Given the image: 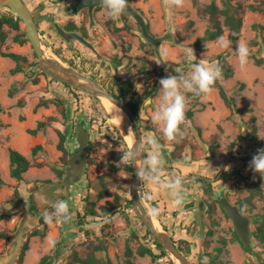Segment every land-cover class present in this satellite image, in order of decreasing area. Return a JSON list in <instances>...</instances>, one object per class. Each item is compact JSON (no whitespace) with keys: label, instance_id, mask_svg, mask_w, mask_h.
Wrapping results in <instances>:
<instances>
[{"label":"rangeland","instance_id":"374dc122","mask_svg":"<svg viewBox=\"0 0 264 264\" xmlns=\"http://www.w3.org/2000/svg\"><path fill=\"white\" fill-rule=\"evenodd\" d=\"M24 1L39 27L46 57L92 76L115 93L121 92L119 86L123 91L149 92L137 105L136 116L140 119L142 135L140 152L145 153L143 142L146 136L155 134L159 138L165 161L161 175L171 178L172 171L169 169L172 168L177 176H182L176 168L184 165L208 167L211 186L208 183L194 185L195 195L205 202L203 235L199 236L196 222L188 234L189 240L175 239L190 262L264 264V179L259 173L244 167L248 161L236 167L244 161L242 155L257 146H264V140L259 138V135L264 138V11L248 7L251 3L259 4L264 0H184V5L179 8L166 7L163 0H129L142 13L153 34L172 33V37L162 41L160 46L167 66L157 59L153 45L143 39L137 21L130 14L124 13L119 20H111L99 6L94 13L95 21L90 26L84 10L71 18L70 0ZM211 1L219 8H223L227 1L237 5L242 12L238 36L233 39V32L228 27L221 35L231 41L227 48L217 46L218 37L194 44L210 27L209 16L203 8ZM1 9L9 10L6 7ZM69 19L77 23L83 20L82 25L88 28L87 39L93 42L97 52L78 40L71 44L62 41L54 22L65 24ZM20 27L24 30L22 22ZM4 29L7 38L1 50L22 54L28 63L22 64L21 71L13 72L16 61L0 54V173L5 181L0 188V211L4 214L0 219V231L11 235L10 241L0 238V264H18L20 247L29 232L35 227H44L40 222L43 214L30 227L24 224L29 220L24 216L26 206L23 197L39 183L56 181L64 176L62 167L68 160V148L76 142L75 133L81 119L85 120L91 134L89 161L82 179L73 186L71 219L53 223H46L43 219L47 225L45 236L43 239L38 235L29 236V248L20 264H39L44 254H54L62 246L65 250L55 257L53 264H67L71 251L76 250L85 256L88 246L95 244L105 248L97 250L95 255L101 259L108 257L113 263L125 259V249L129 246L136 264H182L167 250L166 256L155 260L148 254L142 256L137 253L139 245L152 247L157 254L160 251L133 208V171H129L126 164L117 167L129 145L116 138L114 123L101 98L81 88L66 86L43 71L38 66L30 41L15 40L16 32L7 26ZM239 41L246 42L249 49L247 63L243 66L235 51ZM193 63L218 64L221 75L217 85H212L210 93L201 96L185 93L186 110L184 122L180 125L181 134L176 141L168 142L151 121L152 111L158 103L159 80L176 75L175 68L181 70L179 74H185L191 70ZM227 68L232 69L229 76L225 72ZM28 71L31 73L29 76ZM220 89L230 100L229 103L224 100ZM57 100L67 103L69 110L66 116L58 110ZM256 113L260 123L259 129L257 127L254 131L251 128L257 124ZM48 117L52 119L47 120ZM38 120H47V125L36 134H30L28 129L34 128ZM243 126L247 134L242 137ZM59 131L66 134V152L57 148ZM248 143L254 147H248ZM35 144L42 146L33 155L31 148ZM213 145L216 147L211 151ZM10 147L40 165L30 167L21 180L12 177L9 171ZM209 152L211 155H208ZM138 163H141L140 157ZM221 169L222 172H219ZM59 170L63 171L61 175ZM184 185L192 186L190 182ZM225 186L233 187L229 192L230 200L238 202L251 217L252 241L248 247L242 244L231 218L216 197ZM15 190L18 194L13 198ZM143 191L151 193L148 182H139L138 193L141 204L151 216V208H157V205L151 203L155 202L154 198L143 199ZM60 200L64 201L58 198L53 204ZM53 204L46 212L53 210ZM87 207H93L97 215L83 216Z\"/></svg>","mask_w":264,"mask_h":264},{"label":"water","instance_id":"95a60500","mask_svg":"<svg viewBox=\"0 0 264 264\" xmlns=\"http://www.w3.org/2000/svg\"><path fill=\"white\" fill-rule=\"evenodd\" d=\"M99 2L100 0H71L69 2L70 12L76 16L80 9L86 7L88 9L90 20L91 22H93V9L94 7L100 5ZM0 6L8 8L11 12H13L21 19L26 37L30 41V44L37 57L38 66L43 71L61 80L64 83L75 86L77 88H81L93 95H96L98 97H106L111 102L120 107L127 114L131 128L136 133L133 150H135V148L139 144L140 151L142 145L141 127L136 114L132 110L131 106L126 102V100L124 98L118 97L108 89L104 88L100 83H98L91 77L46 57L42 49V43L37 23L33 17L31 10L29 9L24 0H0ZM126 12H128L137 21L143 39L153 45L154 53L156 54L157 59L162 64L167 66V63L162 57L160 46L162 41L172 37V33L168 31L167 33L161 35L153 34L149 30L147 22L142 13L129 1ZM54 27L57 33L65 42L71 43L73 39H77L82 43L94 48V45L90 41H88L79 31L67 30L65 27L61 26L57 22H54ZM27 75H31L30 71L27 72ZM124 130L126 133H128V128L126 126ZM246 134V127L243 126L242 137L246 136ZM75 135V141L79 144V147L77 148V151H74L71 147L68 148V163L62 167L63 170L66 172L67 179L63 178L57 181H43L39 183L37 187L28 191L24 195L23 200L26 206L24 216L25 218H27V220H29V223H27L28 221H25L24 224H27L28 227H30L32 223L36 222L37 219L42 214H44V212H46L49 206L52 205L58 198L64 199V201L69 206V213L71 212L73 186L75 184H78L83 177L85 161L87 158L86 150L91 138V134L86 126V122L84 119H81L78 122ZM132 143L129 145V147L132 145ZM79 152H81V159L77 163H73L72 161ZM138 160L139 156L136 160L137 166L139 165ZM169 170H171L175 174L172 168H170ZM132 171L133 177L131 183V200L136 214L145 223V225L149 228L153 236L159 241V243H161L165 250H167L174 257L180 260L182 264H192L187 258V256H185L182 251L178 248L172 236H170L165 229L158 228L154 225L152 217L147 213V211L144 209L143 205L139 200L138 189L140 181L135 175L134 163L132 166ZM191 177H199L212 180L209 177L199 174L191 175ZM231 190H233L232 186H225L218 191L216 197L220 200L223 210L231 218L234 225V229L243 245L249 246L251 242L250 217L240 210L238 203H232L229 200L227 192ZM204 206V201L200 198H197L196 205L194 207V214L198 222V230L200 237L203 235L204 228ZM53 258L55 259V256Z\"/></svg>","mask_w":264,"mask_h":264},{"label":"clouds","instance_id":"9594fccd","mask_svg":"<svg viewBox=\"0 0 264 264\" xmlns=\"http://www.w3.org/2000/svg\"><path fill=\"white\" fill-rule=\"evenodd\" d=\"M106 14L111 20H119L127 11L128 0H100L99 2ZM166 7H182L184 0H163ZM231 41L225 36L217 38V46L220 48L229 47ZM236 54L239 63L243 66L247 63L249 49L244 41H239L236 45ZM176 75H168L159 80L158 103L152 111L151 121L157 125L158 130L162 133V137L168 141H176L177 136L181 134L180 125L185 119L186 110V92H190L195 96L208 94L212 90V85L221 75V68L218 64L193 63L191 70L185 74H179V68L174 69ZM128 133L133 136L132 145L126 149L121 155L117 167L124 164L135 165V175L140 182H148L158 186L163 190L176 206L184 203L185 193L183 189V179L180 176L172 174L171 178L164 180L161 173L164 171L165 163L159 138L155 134H149L144 139L146 146L145 153L139 151V144L133 150L136 133L130 127ZM138 156L141 163L137 166L136 160ZM249 169L253 173H259L264 179V148L258 149L249 162ZM227 170V167L226 169ZM143 199L152 200L153 196L149 192L143 193ZM51 212H44L43 219L46 223L64 222L71 219L68 204L60 200L53 204ZM150 214L155 217L159 214V210L155 207L151 208Z\"/></svg>","mask_w":264,"mask_h":264},{"label":"trees","instance_id":"16d2710c","mask_svg":"<svg viewBox=\"0 0 264 264\" xmlns=\"http://www.w3.org/2000/svg\"><path fill=\"white\" fill-rule=\"evenodd\" d=\"M249 9L251 10H259V11H264V1H260L259 4L251 3L248 5ZM3 6H0V54L3 56H8L11 57L13 60L16 61V66L14 69H12L13 72L21 71L22 70V64L23 63H28L27 58L19 53L13 52V51H2V46L7 38V31L4 29V26L9 27L10 29H13L16 32L15 35V40L23 41L24 39H28L26 37L25 31L21 29L20 27V22L21 19L15 15L13 12L10 10H2ZM204 13H207L209 16V21H210V27H208L205 31V33L198 37L197 40L194 42L195 45L199 44L202 41L206 40H213L216 39L217 37L221 36L224 28L228 27L230 30H232V38L234 39L235 37L238 36L240 32V27L242 24V12L240 11L239 7L237 5H232L229 2H225V6L223 8H219L214 1H211L208 5H206L203 8ZM125 14H128L125 12ZM35 19V17H34ZM36 21V20H35ZM37 23V22H36ZM80 28V25L74 22H69L68 25L66 26V29H73L77 30ZM33 64V63H32ZM226 75L229 76L232 74V69H226L225 70ZM66 86L71 87V85L65 83ZM213 85H217V80ZM121 90L120 93L116 94L120 97H123L126 99V101L130 104L132 110L134 113L137 115L138 107L137 105L141 102L142 98L145 97L147 94H149L148 91L138 93L137 91L133 90H126L123 91V88L120 86L119 88ZM220 93L223 96L224 100L229 103L230 100L226 97V94L222 89H220ZM57 107L58 110L64 115H67L68 105L64 100H57ZM0 110H1V105H0ZM51 120L52 117H48L47 120ZM138 121L140 122L139 117L137 116ZM47 120H38L37 124L34 128H29L28 132L30 134H36L37 131L40 129L44 128L47 125ZM113 130L116 133V138L121 140V141H126L124 136L121 134L119 128L113 124ZM255 130V127L253 128ZM59 135V141L57 143V148L63 152H66V147H65V141H66V134L63 131L58 132ZM127 143V142H126ZM41 144H35L31 148V153L33 155L36 154L38 149L41 148ZM213 147L215 148L216 146L213 145L210 147V150H213ZM165 151V150H164ZM208 155H211V152L208 153ZM207 155V158H209ZM9 171L10 175L18 180H21L23 178V173L27 171L30 167L32 166H39L40 163L38 161H31L25 154L20 152L19 150L10 147L9 148ZM126 168L129 171H132V165L131 164H126ZM63 171L59 170L58 174L61 175ZM194 181H199L202 183L207 182L209 186H211V182L208 179L205 178H194ZM5 184V181L1 177L0 173V188ZM17 190L13 192V198L17 196ZM131 202V201H129ZM154 206H156V203L154 201L151 202ZM85 215H91V216H96L97 212L94 210L93 207H87L83 216ZM4 216L2 211H0V219ZM40 222L44 224L43 228H38L35 227L33 228L30 232L29 235L25 238L23 241V244L20 247L19 254H18V259L17 263L20 264L23 262V258L25 255V251L29 248V236H35L38 235L40 236L41 239L46 234L47 231V225L43 221V216L40 219ZM146 233L150 236V238L153 240L154 245L159 249V253H155L152 247H148L145 245H139L137 248V253L139 255H145L148 254L152 257L153 260H155L158 257H164L168 254V252L164 249V247L159 243V241L153 236L151 231L149 230L148 227H146ZM0 238L5 239L6 241H10L11 235L7 234L5 231H0ZM88 250L86 252L85 256H82L78 253V251L73 250L69 253L68 255V261L67 264H136V262L132 259L133 257V250L131 247L127 246L125 249V259L122 262H115L113 263L110 258L106 259H101L100 257L95 255V252L97 250H104L105 248L102 245L95 244L92 246H88ZM6 249V246L4 247ZM3 249V250H4ZM64 247H60L59 250L56 249L54 254H44L40 260L39 264H53L54 262V256L57 257L58 254L61 252H64Z\"/></svg>","mask_w":264,"mask_h":264},{"label":"crops","instance_id":"0c3cea01","mask_svg":"<svg viewBox=\"0 0 264 264\" xmlns=\"http://www.w3.org/2000/svg\"><path fill=\"white\" fill-rule=\"evenodd\" d=\"M256 123L258 124L256 125L259 129V123H260L259 115L257 116ZM256 148L253 149L252 152L256 151ZM245 155L247 156H243V157L248 158V160L251 161L248 153H245ZM245 161L246 160H244L240 165L239 164L236 165V167H241ZM231 165H233V163ZM244 167H248V166L246 165ZM176 169L183 176V178H185L184 177L185 175H188L189 173L192 172L201 173L203 175L209 174V172H207L208 167H198V166L193 167V165L191 166L184 165V167H177ZM161 177L164 180L170 178L168 175H161ZM183 180L186 181L187 179L185 178ZM148 187L151 189V194L155 200V203L157 204V209L161 212L159 214L160 216H156V218L161 224V228L165 229L169 233V235H171L174 239L181 238V239L189 240L188 234L192 230V227L194 226L193 212L189 205L196 196L195 186L194 185L190 187H187V185L183 186L185 199H184V203L180 206H176L172 202V199L163 190L159 189L158 186L148 183Z\"/></svg>","mask_w":264,"mask_h":264},{"label":"flooded vegetation","instance_id":"af4514ba","mask_svg":"<svg viewBox=\"0 0 264 264\" xmlns=\"http://www.w3.org/2000/svg\"><path fill=\"white\" fill-rule=\"evenodd\" d=\"M71 1V0H70ZM69 1V2H70ZM129 1V0H128ZM99 6H102L101 4L100 5H98V6H96V7H94V9H93V22H91V20H90V16H89V13H88V9L85 7V8H82V9H80L79 11H78V13L80 12V11H82V10H84V12L86 13V15H87V18H88V20H89V23H90V26L92 25V23H94V13H95V11L97 10V8L99 7ZM68 7H69V3H68ZM69 9H70V7H69ZM71 13V12H70ZM126 13H128V12H126ZM129 14V13H128ZM78 15V14H77ZM76 15V16H77ZM75 15H73L72 13H71V18H74V17H76ZM83 21V20H82ZM82 21H80V23H77V21H75L74 19H69L65 24H60L61 26H63V27H65L66 28V26L68 25V23L69 22H74V23H77L78 25H80V28H78L77 29V31H79L86 39H87V34H86V32H87V27L84 25H82ZM148 25V24H147ZM38 26V25H37ZM38 29H39V27H38ZM67 30H73V29H67ZM76 30V29H75ZM57 32V31H56ZM39 33H40V30H39ZM59 35V34H58ZM60 36V35H59ZM62 39V38H61ZM74 40H77V39H73L72 40V42L74 41ZM88 40V39H87ZM62 41L63 42H65L63 39H62ZM79 41V40H78ZM89 41V40H88ZM71 42V43H72ZM81 42V41H80ZM91 42V41H90ZM65 43H67V42H65ZM71 43H67V44H71ZM82 43V42H81ZM92 44H93V42H91ZM84 44V43H83ZM86 45V44H85ZM94 45V44H93ZM86 46H88V45H86ZM88 47H90V46H88ZM91 49H93L94 51H96L97 52V49H96V47L94 46V48H92V47H90ZM58 62V61H57ZM60 63V62H59ZM88 76V75H87ZM89 77H91L92 79H94L92 76H89ZM95 80V79H94ZM95 81H97V80H95ZM98 82V81H97ZM99 83V82H98ZM102 85V84H101ZM104 87V86H103ZM122 87V86H121ZM105 88V87H104ZM119 88H120V86H119ZM107 89V88H106ZM109 90V89H108ZM109 91H111V90H109ZM112 93H114L115 95L116 94H118V93H115L114 91H111ZM118 96V95H117ZM118 97H120V96H118ZM121 98H123V97H121ZM125 99V98H124ZM126 100V99H125ZM127 102V101H126ZM128 103V102H127ZM129 104V103H128ZM130 105V104H129ZM255 120H256V118H255ZM139 122V121H138ZM139 124H140V122H139ZM255 127V130H257V126L256 125H254L253 124V126H252V130H253V128ZM254 130V131H255ZM256 134H258V133H256ZM261 134V133H260ZM76 136V135H75ZM259 138L260 139H262V140H264V138H263V136L262 135H259ZM256 139H254L253 138V141H255ZM252 141V140H251ZM256 142V141H255ZM253 143V142H252ZM252 143H248V147L252 144ZM72 148H73V150L74 151H77V148L79 147V144L77 143V142H75L74 144H72V146H71ZM83 147V146H82ZM250 147H254V146H250ZM89 148H90V141H89V144H88V146H87V150H86V153H87V158H86V161H85V167H86V165L88 164V161H89V153H88V151H89ZM256 148V147H255ZM254 148V149H255ZM261 148H264V146H257V148H256V151H254V152H250V153H248V155H249V157H250V159H252V157L254 156V155H256L257 154V150L258 149H261ZM234 156V155H233ZM242 156H247V155H242ZM81 159V152H79L78 154H77V156L74 158V160L72 161L73 163H77L79 160ZM207 159H209V158H207ZM243 159L244 160H246V161H248V162H250V160H248V158H245V157H243ZM68 163V160L66 161V163L63 165V166H65L66 164ZM225 165H226V160L223 162V169H224V167H225ZM249 165V163L247 164V166ZM85 170V169H84ZM219 172H222V169L219 171ZM173 174V172L171 173V175ZM194 174H199V175H203V174H201V173H189L188 175H185L184 177L187 179L186 181H184L183 180V184H185V183H187V182H190V185H195L196 183H198V184H202V182H197V181H194L193 179H194V177H191V175H194ZM218 174H220V173H218ZM203 176H206V177H208L207 175H203ZM181 178H183V176H180ZM63 178H65V179H67V176H66V172L64 171V176L63 177H61V178H59V179H63ZM196 178H199V177H196ZM58 179V180H59ZM57 181V180H56ZM210 181V180H209ZM211 182V181H210ZM205 183H207V182H205ZM54 188V187H53ZM229 192L230 191H228L227 192V195H228V198H229ZM197 198H199V197H197V195L195 196V198L193 199V201L191 202V204L189 205L190 207H191V209H192V212H193V221H195L194 222V224L197 222V220H196V217H195V214H194V207H195V205H196V199ZM63 199V198H62ZM201 199V198H200ZM203 200V199H202ZM229 200H230V198H229ZM231 201V200H230ZM218 202H219V204H220V206H221V202H220V200L218 199ZM232 203H238V202H236V201H231ZM204 204H205V202H204ZM157 205V204H156ZM239 205V204H238ZM239 207H240V210L244 213V214H246L243 210H242V208H241V206L239 205ZM204 208H205V206H204ZM221 208H222V206H221ZM223 209V208H222ZM203 211H204V209H203ZM224 211V210H223ZM225 212V211H224ZM226 213V212H225ZM247 216H249L248 214H246ZM250 217V216H249ZM142 221V220H141ZM250 223H251V217H250ZM197 225H198V222H197ZM198 228H199V226H198ZM235 230V229H234ZM250 232H251V241H252V231H251V227H250ZM171 236V235H170ZM173 238V237H172ZM174 239V238H173ZM174 241H175V243H176V240L174 239ZM251 243V242H250ZM243 244V243H242ZM245 246V245H244ZM245 247H248V246H245Z\"/></svg>","mask_w":264,"mask_h":264},{"label":"bare ground","instance_id":"6f19581e","mask_svg":"<svg viewBox=\"0 0 264 264\" xmlns=\"http://www.w3.org/2000/svg\"><path fill=\"white\" fill-rule=\"evenodd\" d=\"M100 98L101 103L104 106L106 112L108 113L110 120L115 123V125L119 128L126 142L128 143V145H130L133 141V136L131 133H126L124 130L125 126L128 129L131 127L127 114L120 107H118L106 97L102 96ZM152 220L156 227L161 228V224L156 217L152 216Z\"/></svg>","mask_w":264,"mask_h":264},{"label":"built area","instance_id":"2783aa9c","mask_svg":"<svg viewBox=\"0 0 264 264\" xmlns=\"http://www.w3.org/2000/svg\"><path fill=\"white\" fill-rule=\"evenodd\" d=\"M143 193H145V191H143Z\"/></svg>","mask_w":264,"mask_h":264}]
</instances>
